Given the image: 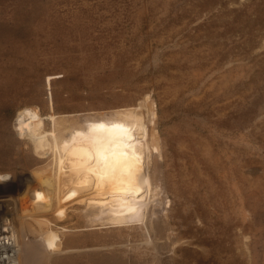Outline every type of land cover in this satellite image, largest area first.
Listing matches in <instances>:
<instances>
[{
    "label": "rangeland",
    "instance_id": "rangeland-1",
    "mask_svg": "<svg viewBox=\"0 0 264 264\" xmlns=\"http://www.w3.org/2000/svg\"><path fill=\"white\" fill-rule=\"evenodd\" d=\"M23 108L47 130L57 115L62 143L142 113L169 212L154 193L148 223L92 193L64 201L67 167L34 209L58 166L17 128ZM0 173L20 264H264V0H0Z\"/></svg>",
    "mask_w": 264,
    "mask_h": 264
},
{
    "label": "bare ground",
    "instance_id": "bare-ground-1",
    "mask_svg": "<svg viewBox=\"0 0 264 264\" xmlns=\"http://www.w3.org/2000/svg\"><path fill=\"white\" fill-rule=\"evenodd\" d=\"M149 97V94H146L145 100ZM152 113L155 116V112ZM49 117L55 120L52 130L46 129L44 118L31 108H23L17 120V128L22 135L31 139L35 151L41 157L54 153L58 166L57 174L51 171L47 173L44 190L37 188L31 192L33 201L37 203L34 209H49L50 201L46 203L45 198L52 192L57 179L60 184L61 172L67 167L69 174L64 177V201L80 194L92 193L93 201L102 199L106 204H124L132 216L141 217V223H148L149 212L157 204L161 213L169 212V198L158 185L161 179L160 170L153 171L151 177L146 172L149 145L143 138L146 124L142 113L122 109L108 122L111 131L100 134L82 131L63 143L57 133L58 116ZM153 146L158 148L156 144ZM153 161L156 165L157 160ZM0 175L9 176L7 173ZM153 193L154 206L147 201V197L151 198ZM57 216L63 219L64 210H58ZM1 219L0 262L20 264L22 247L16 230L12 222H5L8 223L6 226ZM35 220L41 230L44 248L49 251L58 250L63 242L60 234L63 231L53 228L51 221L46 217H37Z\"/></svg>",
    "mask_w": 264,
    "mask_h": 264
},
{
    "label": "clouds",
    "instance_id": "clouds-1",
    "mask_svg": "<svg viewBox=\"0 0 264 264\" xmlns=\"http://www.w3.org/2000/svg\"><path fill=\"white\" fill-rule=\"evenodd\" d=\"M6 179H8V177L6 175H0V181L6 180Z\"/></svg>",
    "mask_w": 264,
    "mask_h": 264
},
{
    "label": "built area",
    "instance_id": "built-area-1",
    "mask_svg": "<svg viewBox=\"0 0 264 264\" xmlns=\"http://www.w3.org/2000/svg\"><path fill=\"white\" fill-rule=\"evenodd\" d=\"M7 222H9V221H7ZM3 223H5V221H3ZM5 225L7 226L8 223H5ZM0 264H10V262H9V261H6V262H0Z\"/></svg>",
    "mask_w": 264,
    "mask_h": 264
},
{
    "label": "snow or ice",
    "instance_id": "snow-or-ice-1",
    "mask_svg": "<svg viewBox=\"0 0 264 264\" xmlns=\"http://www.w3.org/2000/svg\"><path fill=\"white\" fill-rule=\"evenodd\" d=\"M50 247H51V245H50Z\"/></svg>",
    "mask_w": 264,
    "mask_h": 264
}]
</instances>
